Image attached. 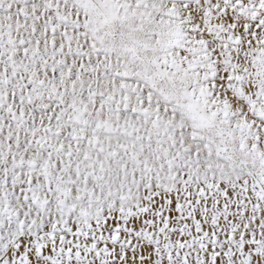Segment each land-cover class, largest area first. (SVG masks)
Masks as SVG:
<instances>
[{"label": "snow or ice", "instance_id": "obj_1", "mask_svg": "<svg viewBox=\"0 0 264 264\" xmlns=\"http://www.w3.org/2000/svg\"><path fill=\"white\" fill-rule=\"evenodd\" d=\"M0 264H264V0H0Z\"/></svg>", "mask_w": 264, "mask_h": 264}]
</instances>
